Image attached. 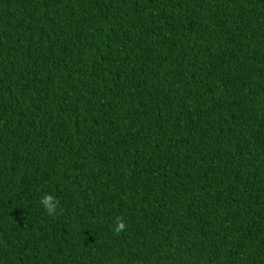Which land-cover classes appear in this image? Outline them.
I'll return each mask as SVG.
<instances>
[{
	"label": "trees",
	"instance_id": "trees-1",
	"mask_svg": "<svg viewBox=\"0 0 264 264\" xmlns=\"http://www.w3.org/2000/svg\"><path fill=\"white\" fill-rule=\"evenodd\" d=\"M0 264H264V0H0Z\"/></svg>",
	"mask_w": 264,
	"mask_h": 264
},
{
	"label": "clouds",
	"instance_id": "clouds-1",
	"mask_svg": "<svg viewBox=\"0 0 264 264\" xmlns=\"http://www.w3.org/2000/svg\"><path fill=\"white\" fill-rule=\"evenodd\" d=\"M39 203L49 215L57 214V209L59 207V200L55 196L51 194H44L41 196ZM125 228H126V224L124 222V219L119 216L116 217L113 224V231L119 234Z\"/></svg>",
	"mask_w": 264,
	"mask_h": 264
}]
</instances>
